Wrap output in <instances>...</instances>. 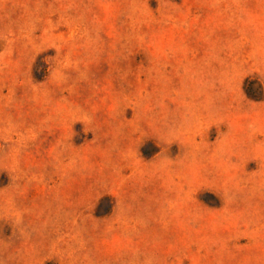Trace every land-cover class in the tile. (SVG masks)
Wrapping results in <instances>:
<instances>
[{
  "label": "rangeland",
  "instance_id": "obj_1",
  "mask_svg": "<svg viewBox=\"0 0 264 264\" xmlns=\"http://www.w3.org/2000/svg\"><path fill=\"white\" fill-rule=\"evenodd\" d=\"M0 264H264V0H0Z\"/></svg>",
  "mask_w": 264,
  "mask_h": 264
}]
</instances>
